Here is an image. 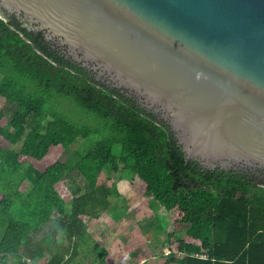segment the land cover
Instances as JSON below:
<instances>
[{
    "label": "trees",
    "instance_id": "16d2710c",
    "mask_svg": "<svg viewBox=\"0 0 264 264\" xmlns=\"http://www.w3.org/2000/svg\"><path fill=\"white\" fill-rule=\"evenodd\" d=\"M0 16V97L11 107L0 124V258L40 257L58 231L82 237L81 217H97L116 195L113 184L97 182L106 172L128 176L171 217L164 264H264V170L186 159L163 117L97 78L41 31L13 14ZM68 100L101 126L71 119L61 108ZM72 168L86 187L73 188L66 203L54 185ZM46 224L52 229L33 249V231ZM48 264L65 262L56 253Z\"/></svg>",
    "mask_w": 264,
    "mask_h": 264
},
{
    "label": "water",
    "instance_id": "95a60500",
    "mask_svg": "<svg viewBox=\"0 0 264 264\" xmlns=\"http://www.w3.org/2000/svg\"><path fill=\"white\" fill-rule=\"evenodd\" d=\"M169 118L186 159L264 168V0H0ZM1 17V16H0Z\"/></svg>",
    "mask_w": 264,
    "mask_h": 264
},
{
    "label": "rangeland",
    "instance_id": "374dc122",
    "mask_svg": "<svg viewBox=\"0 0 264 264\" xmlns=\"http://www.w3.org/2000/svg\"><path fill=\"white\" fill-rule=\"evenodd\" d=\"M69 104L64 102L61 104V108L68 114L71 119L89 125H96L98 127L101 126V121L94 115L85 112L84 110L76 107L74 104L72 105L70 102ZM9 109H11V107L8 108V106L4 103V99L0 97V112H2L3 114V119L0 121L1 125L5 124L6 117L10 115L11 110ZM96 136L97 135H93L91 139H94ZM85 142L88 143L89 141L85 140ZM79 144H81V142ZM16 147L17 146H13L14 149ZM85 147L86 146L81 145V150L87 149V147ZM75 154L71 156L72 162L76 159ZM68 156L70 157V155L64 154L60 157V159L62 161H68ZM127 178L128 176L126 177L125 175L120 176V174H110L106 172H103L98 176V183H101L105 186H110L113 184V187L116 191V195H110V206L107 208V210L100 213L101 216L98 219H104L109 223H112L115 218L118 219L121 216L120 219L124 221V223L122 224H124L125 228L131 230L138 225V228L141 229V231L145 234L143 237L145 238V236L147 235V237L149 238L148 240H150V245H152L153 247H155V244L158 245L157 248L159 249V251H155L156 253H160V247L162 246V248H164L167 244L166 231H175V227L172 224L171 217L165 211L163 206L157 204V202L155 201H151L150 198H147L142 194L141 185H136V183L129 184ZM75 187H80V191L83 192L84 187H86V181L81 178L79 173L74 168L71 169V171L64 177V179L54 185L56 192L66 203L72 200V189ZM21 188L23 190L24 186H22ZM135 188L139 189L138 192L135 190ZM144 212L147 213L146 216H144ZM55 218H57V216H55ZM81 219L83 225V220L85 222L89 220L87 216H82ZM49 225L50 224H46L43 227V232H45V235L49 232ZM116 230H118L116 232L118 233L120 231V228L118 229L117 227ZM177 237L181 238L182 235L176 232L174 233V238L176 239ZM160 238H162L163 240L160 241ZM92 245V240L87 242V246L90 247L88 251L91 252L87 254H90L91 256L96 255V252H99L96 251L95 246ZM167 254L168 253H166V255ZM167 257L169 256H165V258ZM175 257H179L178 254H176ZM154 262L155 261H153L152 264H155ZM156 263L161 264V261L157 260Z\"/></svg>",
    "mask_w": 264,
    "mask_h": 264
},
{
    "label": "crops",
    "instance_id": "0c3cea01",
    "mask_svg": "<svg viewBox=\"0 0 264 264\" xmlns=\"http://www.w3.org/2000/svg\"><path fill=\"white\" fill-rule=\"evenodd\" d=\"M145 212L144 216L147 214ZM100 216L99 213L97 217L87 216L89 220L86 222L83 220L85 233L79 239L75 235L68 237L62 231H58L57 237H51L49 248L44 249L40 257L31 258L18 253L7 256L6 261L0 258V263L26 264L25 260H29V264H48L50 257L57 253L63 258L65 264H152L153 261L158 264L157 260L164 264L167 244L164 248L160 247V253H156L155 250L159 251L158 245L155 244V247L150 245L149 238L147 235L143 237L145 234L138 228V225L130 230L122 224L124 221L120 219L121 216L118 219L115 218L112 223L104 219L99 220ZM117 227L120 228L118 233H116ZM50 229L52 226L49 227ZM44 236L43 227L33 231L31 242L33 249H35L36 242ZM91 240L92 246L99 251L92 256L87 254L91 253L88 251L90 247L87 246V242ZM162 240L160 238V241Z\"/></svg>",
    "mask_w": 264,
    "mask_h": 264
},
{
    "label": "flooded vegetation",
    "instance_id": "af4514ba",
    "mask_svg": "<svg viewBox=\"0 0 264 264\" xmlns=\"http://www.w3.org/2000/svg\"><path fill=\"white\" fill-rule=\"evenodd\" d=\"M0 10L1 11H3V12H5V13H7V14H13V15H15L17 18H19L21 21H23V23H24V25L27 27V29L28 30H34V28H35V26L33 25V26H30L29 24H28V22H27V20L23 17V15H16V14H14V13H8V12H6V11H4L1 7H0ZM34 31H36V30H34ZM42 32V34H43V36L45 37V33L43 32V31H41ZM46 38V37H45ZM46 40H48L47 38H46ZM53 40V39H52ZM51 40V41H52ZM54 41V40H53ZM52 41V42H53ZM55 42V41H54ZM53 42V43H54ZM60 47V46H59ZM62 48V52L65 50V47H61ZM155 113V112H154ZM156 114H158V113H156ZM163 118L166 120V121H168L169 122V118L166 116V113H163ZM197 160V159H196ZM198 161V160H197ZM218 165V164H217ZM216 165V166H217ZM219 166V165H218ZM237 169H239L238 167H237ZM240 169H243V168H240ZM245 169H251V170H253V169H260V170H264V168H258V167H253V168H245Z\"/></svg>",
    "mask_w": 264,
    "mask_h": 264
},
{
    "label": "built area",
    "instance_id": "2783aa9c",
    "mask_svg": "<svg viewBox=\"0 0 264 264\" xmlns=\"http://www.w3.org/2000/svg\"><path fill=\"white\" fill-rule=\"evenodd\" d=\"M26 261V264H29V260H25Z\"/></svg>",
    "mask_w": 264,
    "mask_h": 264
},
{
    "label": "bare ground",
    "instance_id": "6f19581e",
    "mask_svg": "<svg viewBox=\"0 0 264 264\" xmlns=\"http://www.w3.org/2000/svg\"><path fill=\"white\" fill-rule=\"evenodd\" d=\"M6 261V260H5ZM2 262V261H1ZM5 264V263H4Z\"/></svg>",
    "mask_w": 264,
    "mask_h": 264
}]
</instances>
